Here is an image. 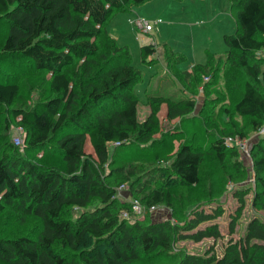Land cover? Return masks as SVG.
I'll return each mask as SVG.
<instances>
[{
    "label": "trees",
    "instance_id": "16d2710c",
    "mask_svg": "<svg viewBox=\"0 0 264 264\" xmlns=\"http://www.w3.org/2000/svg\"><path fill=\"white\" fill-rule=\"evenodd\" d=\"M148 1L0 0V17L6 23L0 53L46 72L51 92L49 98L30 110L10 108L18 85L0 81V108L9 109L12 118L19 119L25 154H41L45 150L57 156L59 163L32 162L18 152L0 154V214L10 208L20 213V220L30 216L40 223L36 238L0 237V264H264V221L256 215L247 222L238 240L227 241L219 257L173 252L178 242L199 243L206 238L222 237L216 224H205L223 213L215 200L206 202L207 211L193 208L182 222H146L148 213L133 222L119 216L128 209V204L116 198V189L125 183L138 186L139 196L132 199L145 207L170 205V191L176 185L195 188L202 183V146H195L199 139L196 131L188 130L180 131L178 137L184 136V140L172 158L160 160V165L146 171L143 182L137 179L143 171L139 167L125 171L118 168L122 180L116 184L117 188L105 181L104 171L110 164L109 147L132 146L133 140L142 145L152 141V116L142 123L137 120L138 98L133 87L141 81V72L132 65L128 48L118 46L106 31V23L114 15L130 12L132 7ZM229 2L235 32L223 36L227 48L224 53L205 52V62L194 65L193 69L198 70L193 72L176 69L175 64L183 55L167 46H162L161 51L166 66L189 83L196 82L197 74L208 75L215 70L214 81L224 65L229 70L235 69L237 77L231 73L225 87L235 96L232 113L250 119L256 132L264 124V70L254 61V53L264 48V0ZM155 53L154 45L142 46L141 63H149ZM69 70L76 75H70ZM202 89L203 93L204 86ZM188 90L191 91L189 87ZM146 96L150 108L163 102L167 119L180 117L182 125L191 119L185 117L195 109L193 98L177 101L160 94L146 93ZM187 124L189 127L190 123ZM189 128L194 126L191 124ZM244 138L236 130L214 139L207 147L218 165L216 182L206 189L208 199L219 194L216 189L219 183L224 184L221 176L226 177V182L232 181L224 172L227 164L233 173H244L237 158L238 145L226 142ZM116 142L119 145L112 146ZM87 143L93 151L90 154L86 153ZM256 150L252 153L255 172L252 208L264 212V150ZM250 192L248 186L232 188L231 196L239 207L227 225L230 235L235 233V223ZM94 199L100 207L86 211ZM69 209L82 211L75 221L66 218ZM178 216L172 212L173 218Z\"/></svg>",
    "mask_w": 264,
    "mask_h": 264
},
{
    "label": "rangeland",
    "instance_id": "374dc122",
    "mask_svg": "<svg viewBox=\"0 0 264 264\" xmlns=\"http://www.w3.org/2000/svg\"><path fill=\"white\" fill-rule=\"evenodd\" d=\"M139 8L131 9V11L142 13L150 21L152 29L148 33L136 29L133 22L137 15L135 16L131 12L114 15L106 23V31L109 34L113 26L119 25L121 36L116 43L118 46L128 48L132 65L141 72V81L133 87V92L138 98L137 120L142 123L149 116H152L154 123L153 133L150 135L152 141L142 145L133 140L132 146L116 149L109 147L110 164L104 171L105 181L116 187V184L122 180V172H119L118 168L125 171L126 168L139 167L143 171L137 179L143 182V176L147 175L146 171L160 165V160L165 162L172 158L184 140V136L178 137L181 134L180 131H196L199 139L195 146L200 148L202 146L204 158L200 187L174 186L170 191L172 195L170 205L162 204L156 207L153 214H148L146 222L160 221L162 216L171 222H175V220L182 222L193 208H203L207 211L209 208L205 205L206 202L215 200L222 208L223 213L220 217L205 224H216L222 237L217 240L206 238L199 243L178 242L175 244L173 252L181 250L200 256L209 253V255L214 254L219 257L222 255L228 240H238L243 235L247 222L254 215L264 221V212L252 208V191L255 189L252 153L257 151L256 148L264 150V124L258 131L254 132L250 119L239 118L232 113L231 102L235 96L227 92L225 87L229 85L228 78L231 73L234 78L237 77L235 69L229 70L224 65L219 69L217 75L215 74L216 79L214 81H212L214 78L212 74L216 73L215 70L208 75L199 73L196 75V82L189 83L180 77L179 72L176 74L172 67L166 66L162 53L149 58V63H141L140 47L153 44L155 47H160L161 50L162 46H167L171 51L184 57L175 64L176 69L197 71L198 69L194 70L193 66L205 62V52L221 54L227 49L223 36L232 35L235 32V19L230 13V2L229 0H150ZM158 19L161 20V23L155 22ZM156 25L158 26L156 27ZM5 30L6 23L0 17V47L5 38ZM159 52L157 50V53ZM100 53H103L101 44ZM254 59L264 70V48L254 53ZM96 61L101 62V59L96 58ZM68 73L73 76L76 75L75 71L69 70ZM227 73H229L228 76H226ZM48 78L49 75L46 72L34 70L26 61L10 58L0 53V81L7 80L18 85L17 95L10 108L30 110L38 102L49 98L51 92L48 89ZM203 86L204 92L202 93ZM188 87L191 91L188 90ZM146 93L160 94L177 101L188 98L195 99L194 111L185 117V119H191H187L188 121L183 125L180 117L173 120L167 119L166 105L162 102L157 108H150ZM19 123V119L14 120L12 118L9 109L0 108V154L4 151H8L11 155L18 152L17 154L25 156V158L28 157L27 159L32 162L39 161L46 164L55 162L59 164L58 157L45 150H42L41 154H25L22 145L18 146L17 149L12 145V138L15 135H20L23 141V132ZM187 123L192 124L194 128H189L190 125L187 127ZM236 130L241 131L245 138L239 141L227 139L226 142L229 145L236 144V142L240 143V146L236 144L239 147L237 158L245 171L241 175L233 173L230 164H227L229 167L224 172L230 175L232 181L226 182L224 181L226 177L220 175L224 184L219 183L216 189L217 192L220 190L219 194H212L214 197L208 199V190L206 191V189L212 188L215 184L218 176L215 174V170L218 165L210 155L211 152L207 151V147L214 139L232 134ZM11 145L14 150H11ZM92 152L89 143H87L86 153ZM237 185L248 186L251 192L245 196L244 207L235 223V233L230 235L227 225L230 217L239 207V202L231 196L232 188ZM137 188L138 186L135 187L132 182L125 183L123 188L119 189L118 187L116 189L118 192L116 198L119 196V201L124 202L126 200L125 202L128 203L132 201V196H139L136 191ZM98 207H100L99 202L94 199L85 210L92 212ZM117 207L116 204L114 210L115 208L118 210ZM174 211L179 215L178 217H172ZM81 212V210L69 209L66 218L75 221ZM39 232L40 223L35 218L23 216V220H20V213L10 208L0 214V237L14 238L20 235H31L36 238ZM131 264L156 263L133 262Z\"/></svg>",
    "mask_w": 264,
    "mask_h": 264
},
{
    "label": "built area",
    "instance_id": "2783aa9c",
    "mask_svg": "<svg viewBox=\"0 0 264 264\" xmlns=\"http://www.w3.org/2000/svg\"><path fill=\"white\" fill-rule=\"evenodd\" d=\"M155 22L161 23V20H156ZM134 26L138 31L144 33H148L152 29L150 22L145 20L144 18H137L134 22ZM12 142L15 146H20L23 143L22 139L20 138V135L13 136ZM236 144L239 145L240 143L236 142ZM118 145H119L118 142L112 144V146H118ZM121 188H123V186L119 187V189ZM117 193L118 192H116V194ZM125 201L126 200H124V202ZM127 204H128V209L122 210L120 212V217L122 219L128 220L129 222H133L135 219L141 218L145 213L153 214L156 210L155 206L145 207L136 199H132V201L128 202ZM160 221L167 222L170 220L165 216H162V219H160Z\"/></svg>",
    "mask_w": 264,
    "mask_h": 264
},
{
    "label": "crops",
    "instance_id": "0c3cea01",
    "mask_svg": "<svg viewBox=\"0 0 264 264\" xmlns=\"http://www.w3.org/2000/svg\"><path fill=\"white\" fill-rule=\"evenodd\" d=\"M145 4V3H144ZM143 5H140V6H134V7H132V9H138L139 7H142ZM140 9V8H139ZM131 13H133V14H135V16H136V19L137 18H144L145 20H147V18H145L144 16H143V14L142 13H140V12H133V11H130ZM159 20V19H158ZM148 21V20H147ZM135 22V21H134ZM134 22H133V24H134ZM150 22V21H149ZM158 25H156V27H157ZM120 28H119V25L118 24H116L115 26H113L112 28H111V30L109 31V35L112 37V38H114L115 39V41L116 42H118V40L120 39V36H121V31L119 30ZM150 45V44H149ZM153 45V44H152ZM155 46V45H154ZM142 47V46H141ZM140 47V48H141ZM156 48V53L154 54L155 56L157 55H160L162 52H161V50H160V47H155ZM157 50H158V52L159 53H157ZM154 55H152V56H154ZM152 56L150 57V58H152ZM205 60H206V58H205ZM202 64V63H201ZM193 66V65H192Z\"/></svg>",
    "mask_w": 264,
    "mask_h": 264
}]
</instances>
